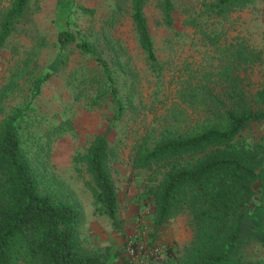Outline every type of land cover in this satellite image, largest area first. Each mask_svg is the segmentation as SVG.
Wrapping results in <instances>:
<instances>
[{"label": "trees", "instance_id": "trees-1", "mask_svg": "<svg viewBox=\"0 0 264 264\" xmlns=\"http://www.w3.org/2000/svg\"><path fill=\"white\" fill-rule=\"evenodd\" d=\"M255 2L159 0L164 24L173 27L175 18L181 17L200 35L205 56L213 59L208 69L189 67L173 73L169 104L132 146V166L145 172L137 198L153 209L150 242L177 214H188L190 241L167 244L156 257L161 264L245 262L244 254L234 259L231 252L242 250L251 238L241 241L246 209L256 196L264 167V138L249 139L244 131L264 121V108L252 106L240 71L262 62L263 50L241 33L230 34L226 25L234 13ZM147 3L116 0L106 19L87 33L70 28L75 23L72 9L60 5L56 17L61 28L52 43L58 53L55 71L69 65L71 54H79L66 83L75 99L83 97L85 111L102 104L111 109L105 132L88 133L73 165L88 176L95 212L106 215L119 232L120 199L112 175L119 157L108 132L134 109L140 77L127 47L111 31L118 15L126 11L157 87H165L164 65L147 23ZM35 7L36 0L0 4V52L15 31L26 30L21 26H35ZM174 33L184 38L182 32ZM34 57L12 56L0 84V264H106L121 251L110 245L95 249L84 245L79 206L51 185L57 179L50 166L52 144L72 124L68 119L54 120L34 103L54 72L38 65Z\"/></svg>", "mask_w": 264, "mask_h": 264}, {"label": "rangeland", "instance_id": "rangeland-1", "mask_svg": "<svg viewBox=\"0 0 264 264\" xmlns=\"http://www.w3.org/2000/svg\"><path fill=\"white\" fill-rule=\"evenodd\" d=\"M116 0H36L33 12L35 26L25 24L9 37L6 48L0 52V84L2 74L13 62L12 56H36L37 64L52 70V74L41 87L34 103L38 109L53 117L54 120H70L72 129L55 137L50 154V166L57 179L51 184L57 190L69 196L71 202L81 210L82 221L79 225L83 244L89 248L106 245L121 251L106 264H161L156 258L165 250L167 244L176 241L184 245L192 237L188 225V214L180 212L169 224L160 228L157 239L150 242L152 231V206L137 198L141 190V181L145 172L133 168L131 163L132 146L145 127L164 111L172 98L174 90V72H186L189 67L209 68L212 56H205L206 47L198 33L185 25L181 17L175 18L173 27L166 26L162 19L159 0H148L145 7L147 23L154 41L158 57L164 65L165 87H157L156 78L146 64L144 53L139 46L126 11L118 15L111 33L120 38L127 47L128 55L140 80L134 97L135 107L116 121L108 132L110 142L117 145L118 161L113 166L112 175L119 193V219L123 230L119 232L111 220L104 214L95 212L93 197L87 185L88 176L73 165L74 155L83 150V141L88 133H102L106 130V115L111 109L106 104L86 112L82 107L83 97L75 99L66 83L67 73L79 59V54H71L68 66L57 69L58 53L53 40L61 23L57 21L56 12L60 5L70 6L75 19L71 29L89 31V27L98 28L109 15ZM7 4L1 0L0 4ZM95 10L94 15L80 11V7ZM230 34L241 33L249 38L250 43L263 50L262 62L250 69H241L244 76L250 102L254 108H264V0H256L249 8L234 13L233 19L226 25ZM174 30L183 33L184 38L176 35ZM48 42V44H47ZM215 60V59H214ZM160 93L157 97V94ZM247 138L259 140L264 138V121L254 123L244 131ZM240 249L232 250L231 256L238 259L244 254L243 264H264V167L256 184V196L246 209L243 222ZM133 243H136L134 248ZM242 256V255H241ZM247 260V261H246Z\"/></svg>", "mask_w": 264, "mask_h": 264}, {"label": "crops", "instance_id": "crops-1", "mask_svg": "<svg viewBox=\"0 0 264 264\" xmlns=\"http://www.w3.org/2000/svg\"><path fill=\"white\" fill-rule=\"evenodd\" d=\"M247 261V260H246Z\"/></svg>", "mask_w": 264, "mask_h": 264}]
</instances>
